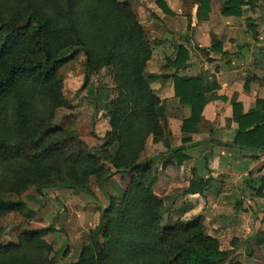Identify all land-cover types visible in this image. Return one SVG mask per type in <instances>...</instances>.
Returning <instances> with one entry per match:
<instances>
[{
  "label": "trees",
  "instance_id": "1",
  "mask_svg": "<svg viewBox=\"0 0 264 264\" xmlns=\"http://www.w3.org/2000/svg\"><path fill=\"white\" fill-rule=\"evenodd\" d=\"M16 1L0 0V219L11 212L32 214L24 200L7 199L5 194L20 196L31 187L42 194L46 188L60 187L96 199L88 185L90 175L97 176L103 190L115 174L129 175L120 195L105 191L108 204L73 264H225L231 250L222 249L200 217L163 224L165 204L153 186L165 154L143 158L146 141L150 135L163 140L167 152L176 154L180 163L187 159L182 153L186 146L171 148L167 114L150 85L160 76L146 71L151 41L134 5L129 0ZM256 1L225 0L222 13L240 16L244 5ZM200 2L210 11V0ZM158 3L172 14L164 2ZM67 49L74 50L63 55ZM81 51L87 61L83 88L91 73L111 67L117 89L108 114L110 130L99 153L53 124L58 108L74 107L63 93L60 70ZM173 79L181 104L192 109L183 131H195L208 102L205 94L213 86L197 78L173 75ZM34 95L48 99L50 106L40 111L32 101ZM8 105L15 114L11 133L19 136L12 141L1 121ZM233 117L239 124L235 144L252 152L264 151V102L258 99L257 107L247 113L241 103H234ZM63 162L83 167L82 173L66 178L59 169ZM199 184L192 183L187 192L203 191L205 187H195ZM29 198L35 200L33 195ZM3 230L0 224V237ZM55 230L53 226L28 228L17 242L0 243V264H57V255L49 258L52 246L43 238ZM255 240L264 244V236ZM234 264L241 263L234 260Z\"/></svg>",
  "mask_w": 264,
  "mask_h": 264
},
{
  "label": "crops",
  "instance_id": "2",
  "mask_svg": "<svg viewBox=\"0 0 264 264\" xmlns=\"http://www.w3.org/2000/svg\"><path fill=\"white\" fill-rule=\"evenodd\" d=\"M158 1L146 0L134 7L151 41L152 57L146 71L160 76L150 85L167 114L171 148L185 145L182 153L187 159L180 163L176 154L167 152L163 140L153 135L148 137L142 157L165 154L158 164L159 179L153 190L163 199L165 210L169 206L167 212L176 216L173 220L200 217L207 233L221 243L224 233L248 230L253 225L248 203L264 200V151L252 152L235 144L239 124L233 117L234 103H241L247 113L257 107L258 99L264 102V25L256 17L264 0L244 5L240 16L222 13L225 0H210V11L198 0H161L172 14ZM173 75L217 86L205 94L208 102L195 131H183L192 109L181 104ZM111 109L112 105L105 111V134L110 130ZM121 176L111 177L113 192L117 187L125 188L118 178ZM192 183H200L195 186L198 189L205 188L189 193ZM240 199H245L243 208H238ZM262 225L264 230V222ZM237 237L231 236L228 242L235 245ZM234 249L232 246V253Z\"/></svg>",
  "mask_w": 264,
  "mask_h": 264
},
{
  "label": "rangeland",
  "instance_id": "3",
  "mask_svg": "<svg viewBox=\"0 0 264 264\" xmlns=\"http://www.w3.org/2000/svg\"><path fill=\"white\" fill-rule=\"evenodd\" d=\"M129 1H132L133 5L137 6V3L143 4L146 0ZM17 2H20V0ZM15 6H21V3L15 4ZM256 17L264 25V5L257 8ZM261 44L264 47V40L261 41ZM72 50L74 49L65 50L63 55L70 54ZM86 65V57L81 51L74 60L67 63L60 70V76L63 80V93L74 107L72 109L66 107L58 108L55 111L53 124L58 128L69 130L71 136L82 140L87 148L94 153H99L104 142L102 135H105V129L107 128V123L105 122L107 114L105 111L112 105V101L117 95V89L111 67H104L91 73L88 84L83 88L87 74ZM32 101L40 111H44L50 106L49 100L43 96L34 95ZM1 121L4 131L6 130L8 133L13 131L14 133L15 114L12 105L6 107L4 115L1 116ZM13 133L10 136L11 141L19 138L17 134ZM112 150L115 151V148H112ZM105 164H107L108 168H112L109 163L105 162ZM82 168H75L70 162H63L59 167L62 175L71 180L75 177V172L82 173ZM118 178L125 187L129 181V175ZM88 185L94 191L95 196L99 197L94 199L83 191L60 187L46 188L42 194L37 192L35 187H31L20 196L13 193L5 194L7 199L14 201L18 199L24 200L32 214L29 215L28 211L11 212L2 217L0 224L4 230L0 237V243L17 242L19 235L28 228L35 229L53 226L56 230L43 237L46 243L52 246V251L48 255L49 258L53 259L57 255V264H73L79 260L82 247L88 242L90 231L98 225L101 211L107 206H102L103 202L105 203L107 200L102 192L110 191L113 195H120L123 190L119 185L120 187H117L113 192L115 184L112 178L105 183V190L101 189L96 175L89 176ZM30 195H33L35 200H31L29 198ZM244 200L240 199L237 202L238 208H243ZM254 201L256 202L255 205L248 203L249 208L252 209V214L249 217L253 225L248 230L237 229L234 232L239 238L235 245H231L228 242V239L235 235L233 232L226 236H224L225 233L221 235L223 236L221 238V246L224 250H230L232 246L235 247L232 253V260L230 263L228 260L225 264H234V260H241L243 264H264V244L259 245L255 242L256 236H264V230L262 229L264 200ZM167 202L169 203L168 200ZM255 207L258 211L254 209ZM168 210H170L169 206L163 213L164 225L174 222L173 219L176 218V216L173 218V214L170 215L167 212Z\"/></svg>",
  "mask_w": 264,
  "mask_h": 264
}]
</instances>
